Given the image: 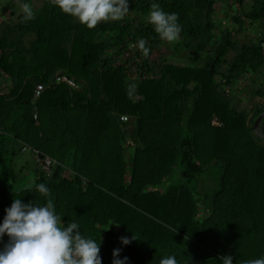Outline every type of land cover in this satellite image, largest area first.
Returning a JSON list of instances; mask_svg holds the SVG:
<instances>
[{"label": "trees", "instance_id": "16d2710c", "mask_svg": "<svg viewBox=\"0 0 264 264\" xmlns=\"http://www.w3.org/2000/svg\"><path fill=\"white\" fill-rule=\"evenodd\" d=\"M29 1L35 19L24 22L20 0L18 8L4 6L7 20L0 23V72L8 81L6 93L0 80V223L14 198L41 206L50 198L61 226L78 221L102 242L103 264H112L116 248L129 264H160L167 255L179 264L258 257L264 139L254 123L264 113V89L249 93L262 106L248 112L239 111L231 93L250 85L248 77L253 85L264 77V0H137L127 13L137 19L94 29L51 0L41 7ZM154 2L178 15L171 56L187 55L186 64L153 58L166 45L147 23ZM215 15L224 20L218 24ZM227 20L234 27L223 29ZM248 23L257 28L256 40L236 41ZM60 75L80 89L58 84ZM39 84L47 89L35 99ZM259 132L264 136V117ZM19 143L56 164L49 176L41 172L33 186L15 190L4 183L17 181L12 163ZM39 183L49 187L48 197L36 190ZM200 209L207 213L202 220ZM259 214L250 225L248 218ZM124 235L138 240L123 246ZM243 241L246 255L238 251Z\"/></svg>", "mask_w": 264, "mask_h": 264}, {"label": "clouds", "instance_id": "9594fccd", "mask_svg": "<svg viewBox=\"0 0 264 264\" xmlns=\"http://www.w3.org/2000/svg\"><path fill=\"white\" fill-rule=\"evenodd\" d=\"M51 5L63 14L73 17L88 29L109 20H122L129 11V0H51ZM24 22L35 19V12L29 0H21ZM175 13L165 12L158 3L151 5L147 23L151 24L162 41L174 42L179 39L181 25ZM145 53V41L138 44ZM36 190L45 197L50 189L45 183L36 185ZM0 223V264H103L100 255L101 243L85 235L78 221L69 220L61 226L54 201L46 203H25L23 198H14L5 209ZM118 224V223H115ZM7 236V242L4 238ZM120 243L129 246L133 235L121 236ZM121 248L113 250L112 264H129V258L120 259ZM220 264H233V256L222 255ZM160 264H179L175 255H167ZM188 264V259L185 261ZM246 264H264V257L249 260Z\"/></svg>", "mask_w": 264, "mask_h": 264}, {"label": "rangeland", "instance_id": "374dc122", "mask_svg": "<svg viewBox=\"0 0 264 264\" xmlns=\"http://www.w3.org/2000/svg\"><path fill=\"white\" fill-rule=\"evenodd\" d=\"M19 1L20 0H1L0 1V23H2V21H4V20L6 22V20H7V15L6 16L3 15L4 6H6L7 4L8 5L10 4V5H14L15 8H18L15 4H17V2H19ZM135 1H137V0H129V3L130 2H135ZM32 4L35 5V7H41L43 3H42L41 0H32ZM134 15H135L134 13H131L130 15L126 14L125 17L129 18V20L131 19V17L137 19V15H135V16ZM124 18L122 20H109L107 22H119V21L123 22ZM215 19L218 21V24H220V21L222 22V20H224V19H221L220 15H215ZM221 27L223 29H226L227 27L232 28V27H234V25L232 24V21L227 20L223 25H221ZM255 29H257V28L252 26V25H249V23H248V25L246 27V31L241 33V34H238V36L236 37V41L241 42L243 40V42H244V41H247V40H250V39L256 40V37L258 35H257V33H255ZM17 35H19V34H17ZM17 35H15V37H17ZM33 36L34 35H32V34L31 35H27L26 38L31 39V38H33ZM172 44H173V42H166V45H164L159 50V51H161V53L160 52H156L154 54L153 58L155 59V57H158L159 56L158 54H163L164 58L168 59L169 61L172 60V61H175V62L180 63V64H186L187 55L186 56H185V54H183V56L181 54L177 55L178 53H180L179 49H176L177 53L175 55H177V56H175V57L171 56L172 47H173ZM132 48L130 49V51L128 53L126 52L124 54H121V56L117 59L116 66H119V67L123 66V64L125 63L126 59L129 58L131 56V54L134 53ZM173 52H174V50H173ZM230 56L232 57L233 54L231 53ZM251 79H252V77L246 78V80L249 82L248 84H250V85H247V83H246V85L240 83L238 86H241V87L238 88V91L236 89L232 88L231 96H234L235 101L237 100L236 103L238 105L239 111L248 112L249 111V106H252V105H255V104L258 105L259 107L262 106L261 99L259 97H257L256 95H251L249 93L250 92L253 93L254 89H262V88L264 89V84H262L264 77H262V79L259 80L258 83H255V85H253V81ZM18 146L22 147V144L19 143V144H17V148H18ZM12 152H14V150H12ZM132 154H133V150L132 149H130L127 152V154H126V158H127V162L128 163L130 162V160L132 158ZM25 156H27V155H25L24 153L21 152V148H18V150H17V152L15 154V157H13V159H21V158H24ZM55 164H56V162L54 163V165ZM25 175H26V172H25ZM25 175H21L19 173L17 175V181H15V183H13L11 180H8L6 183H4V185H6V186L9 185L15 190H20V189H22V187H31L33 179L36 178V174L34 172L31 173V170H30V172L27 174V176H25ZM206 214L207 213H205L203 209H200V217H199V219L200 220L204 219L206 217ZM259 217H260V214L257 217L250 216V218H248L249 224L251 225V223L257 222ZM247 226H249V225L247 224ZM258 226L256 227V229H258ZM263 236H260V238H255L257 241H259L258 244L261 247L260 248L261 251H260L258 257L255 254H251L252 255L251 258L253 260L264 257V237ZM246 243H248V242H246ZM240 245H241V250H244V251H241L239 249H238V251H240L241 254L246 255L247 251H248L247 249H249V248L247 246H245V242L244 241L242 243H240Z\"/></svg>", "mask_w": 264, "mask_h": 264}, {"label": "crops", "instance_id": "0c3cea01", "mask_svg": "<svg viewBox=\"0 0 264 264\" xmlns=\"http://www.w3.org/2000/svg\"><path fill=\"white\" fill-rule=\"evenodd\" d=\"M0 80L2 82H4L3 84L5 85V86L4 85L2 86V89L6 90V84L8 83V81H7V79H5V77L3 76V74L1 72H0ZM6 93H8V90H6ZM104 140H105V137H104ZM24 147L25 146L18 147V148H21V152L27 156H25L24 158H21V159H14L12 165H13V168H14L17 175L19 173L21 175H25V172H26L25 176H27V174L30 172V170H31V173L34 172L36 174V178L33 179V182L31 184L33 186V184L35 183V180L38 179L41 176V172H43V170H42L43 160L40 159L37 154L32 153L28 149L26 151H24ZM18 148H17V150H18Z\"/></svg>", "mask_w": 264, "mask_h": 264}, {"label": "built area", "instance_id": "2783aa9c", "mask_svg": "<svg viewBox=\"0 0 264 264\" xmlns=\"http://www.w3.org/2000/svg\"><path fill=\"white\" fill-rule=\"evenodd\" d=\"M56 82L59 84V83H63V84H66L69 88L71 89H74V90H79L80 89V86L78 84H76L74 81H72L71 79H69V77L67 76H64V75H60V76H57L56 78ZM47 89V86L45 85H42V84H39L36 86V88L34 89V97L35 99H38L41 97V95L45 92V90ZM36 118V116H35ZM123 121H126L127 118H122ZM213 125L214 126H218L220 127L221 124L217 121V120H213ZM26 149H24L25 151ZM54 161L51 160L50 158H45L43 159V162H42V170L43 172L46 174V175H50L51 174V170L54 166Z\"/></svg>", "mask_w": 264, "mask_h": 264}, {"label": "water", "instance_id": "95a60500", "mask_svg": "<svg viewBox=\"0 0 264 264\" xmlns=\"http://www.w3.org/2000/svg\"><path fill=\"white\" fill-rule=\"evenodd\" d=\"M263 117H264V114H262V115H261V116L255 121V123H254V131H255L256 133H259L260 136L264 139V136L259 132L260 123H261Z\"/></svg>", "mask_w": 264, "mask_h": 264}]
</instances>
